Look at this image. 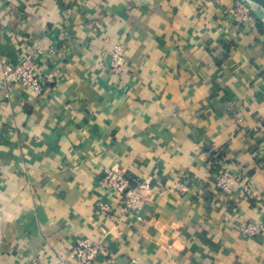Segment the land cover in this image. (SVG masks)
Listing matches in <instances>:
<instances>
[{
	"label": "crops",
	"instance_id": "1",
	"mask_svg": "<svg viewBox=\"0 0 264 264\" xmlns=\"http://www.w3.org/2000/svg\"><path fill=\"white\" fill-rule=\"evenodd\" d=\"M239 1L0 0V71L39 51L47 81L0 84V264H76L85 238L93 264H264V9ZM110 167L151 181L141 220H116Z\"/></svg>",
	"mask_w": 264,
	"mask_h": 264
},
{
	"label": "built area",
	"instance_id": "2",
	"mask_svg": "<svg viewBox=\"0 0 264 264\" xmlns=\"http://www.w3.org/2000/svg\"><path fill=\"white\" fill-rule=\"evenodd\" d=\"M253 3L247 0H240L234 9L235 15L243 21L251 18ZM39 55L41 52L30 53L16 65H8L0 71V84L5 87L19 84L41 95L47 82L38 71ZM110 68L115 74H122L125 69V57L123 48L116 46L109 54ZM217 174L216 185L223 193L230 194L236 186H239L246 194L250 195V186L244 180L233 173L230 167L217 157L212 163ZM103 184L109 191L118 196L121 204V216L118 214L116 220L131 216L141 220V212L150 202L154 194V188L148 179H137L131 176L126 170L117 167L107 168L104 172ZM177 188L185 190V186L177 184ZM103 212H109L111 208L106 204H100ZM244 234L249 237H256L264 234V222H249L244 228ZM107 254V246L103 240L94 241L85 238L71 250L66 260L76 264H93L99 257ZM29 264H41L32 260ZM65 264V262H62Z\"/></svg>",
	"mask_w": 264,
	"mask_h": 264
},
{
	"label": "water",
	"instance_id": "3",
	"mask_svg": "<svg viewBox=\"0 0 264 264\" xmlns=\"http://www.w3.org/2000/svg\"><path fill=\"white\" fill-rule=\"evenodd\" d=\"M257 6H260L261 8L264 9V0H247Z\"/></svg>",
	"mask_w": 264,
	"mask_h": 264
}]
</instances>
